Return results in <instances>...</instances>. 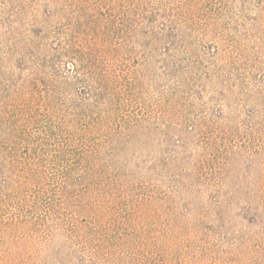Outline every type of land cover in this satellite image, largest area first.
Returning <instances> with one entry per match:
<instances>
[{"label": "trees", "instance_id": "obj_1", "mask_svg": "<svg viewBox=\"0 0 264 264\" xmlns=\"http://www.w3.org/2000/svg\"><path fill=\"white\" fill-rule=\"evenodd\" d=\"M0 264H264V0H0Z\"/></svg>", "mask_w": 264, "mask_h": 264}]
</instances>
